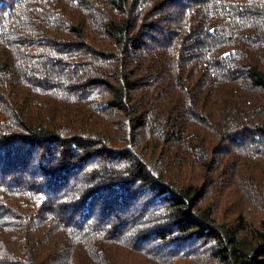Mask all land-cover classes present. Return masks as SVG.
I'll list each match as a JSON object with an SVG mask.
<instances>
[{
	"label": "trees",
	"instance_id": "16d2710c",
	"mask_svg": "<svg viewBox=\"0 0 264 264\" xmlns=\"http://www.w3.org/2000/svg\"><path fill=\"white\" fill-rule=\"evenodd\" d=\"M0 264H264V0H0Z\"/></svg>",
	"mask_w": 264,
	"mask_h": 264
},
{
	"label": "rangeland",
	"instance_id": "374dc122",
	"mask_svg": "<svg viewBox=\"0 0 264 264\" xmlns=\"http://www.w3.org/2000/svg\"><path fill=\"white\" fill-rule=\"evenodd\" d=\"M196 170V169H195ZM199 172V170L196 172V173H198ZM180 262V261H179Z\"/></svg>",
	"mask_w": 264,
	"mask_h": 264
}]
</instances>
